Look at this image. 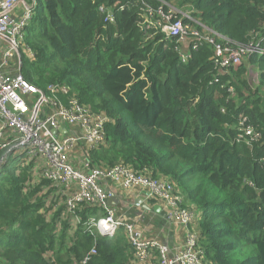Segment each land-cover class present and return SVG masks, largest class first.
Here are the masks:
<instances>
[{
	"label": "trees",
	"instance_id": "16d2710c",
	"mask_svg": "<svg viewBox=\"0 0 264 264\" xmlns=\"http://www.w3.org/2000/svg\"><path fill=\"white\" fill-rule=\"evenodd\" d=\"M164 1L190 11L216 41L247 44L264 35V0ZM160 2L35 0L21 45L33 59L20 52V71L43 92L64 86L67 93L56 94L64 104L75 98L109 117L90 161L165 176L181 206L197 213L208 264H264V54L220 70L212 45L202 42L181 61L175 38L144 21L141 8ZM101 4L113 22L104 21ZM242 118L254 132L246 140L237 137ZM11 150L0 151V264H48L47 251L55 264H78L92 247L88 264H130L121 231L102 236L79 225L70 236L63 205L46 220L37 192L47 181L25 190L27 168ZM93 212L77 213L84 221Z\"/></svg>",
	"mask_w": 264,
	"mask_h": 264
},
{
	"label": "built area",
	"instance_id": "2783aa9c",
	"mask_svg": "<svg viewBox=\"0 0 264 264\" xmlns=\"http://www.w3.org/2000/svg\"><path fill=\"white\" fill-rule=\"evenodd\" d=\"M18 1L0 0V38L5 44L0 58V151L12 147L11 158H20L21 162L27 160L31 165L33 177L29 175L25 190L42 180L49 183L50 189L42 184L39 194L49 191V202L58 198L62 201V216H70L71 227L67 228L70 236L79 225L89 234L110 235L122 231L137 259H149L155 252L154 257L159 264H208L197 244V213L181 206L180 193L165 176H154L151 169L146 167L135 170L122 161L112 167H100L90 161L88 152L105 142L104 125L110 120L109 117L103 111H93L78 103L75 98H69L64 104L56 95L67 93L64 86L49 84L43 92L22 75L19 63L13 59L19 60L24 28L35 0H31L24 12L15 17L11 11ZM160 3L155 9L147 4L141 8L143 16H146L144 21L160 27L166 37L175 38L181 61L188 56L180 45L185 39L189 40L188 50H196L202 42L211 44L212 57L220 70L239 65L250 55L264 54V35L247 44H236L227 39L216 41L204 31L210 30L198 22L190 11L180 10L164 0ZM98 10L104 15V21H114L110 7L101 4ZM149 17H154V21H149ZM23 51L26 52L25 48ZM26 54L33 57L28 49ZM245 121V118L241 119L237 133L242 140L254 136L253 128ZM38 164L40 169L36 171ZM20 165L23 166L22 163ZM109 181L125 189H144L147 198L161 203L166 218L183 229V246L169 254L167 246L158 238L144 235L132 223L120 220L115 207L105 202L108 198L106 184ZM84 207L96 208V212L82 221L77 212ZM60 227L57 223L55 231L60 232ZM95 253L92 247L78 264H88L90 256ZM52 254L51 251L44 254L48 264H55Z\"/></svg>",
	"mask_w": 264,
	"mask_h": 264
},
{
	"label": "crops",
	"instance_id": "0c3cea01",
	"mask_svg": "<svg viewBox=\"0 0 264 264\" xmlns=\"http://www.w3.org/2000/svg\"><path fill=\"white\" fill-rule=\"evenodd\" d=\"M30 3L31 0H19L12 9L11 15L15 17L20 16ZM188 43V39L182 41L180 44L181 49L188 50ZM4 48L5 44L0 38V58L2 56ZM13 61H17L18 63H20V61L16 58H14ZM6 71L8 73L10 72V70L8 69ZM106 188H108L115 195H117L120 200V203L122 205L121 210L115 208L116 216L120 218V220L132 223L144 235L158 238L162 243L167 246L169 254L175 253L178 249L183 246V229L173 224L166 218L165 212L163 210V205L161 203L158 204L154 202V200L147 198L146 190L141 189L139 187L125 189L119 185H113L110 181L107 182ZM48 192L49 191H47L46 194L42 195L39 194V191L37 192V195L41 196V198L44 200L46 220H49L52 217V214L59 208V206H62V201H60L59 198L55 200L53 199L52 202H49L47 197ZM133 200H137V202ZM139 202L142 204L140 205ZM63 212L64 210H62V213ZM67 219L68 228L71 227L70 216H67ZM153 257L154 255H152V257L149 259L140 260L137 259L132 253V257L130 258V264H155L153 261L155 260V258L153 259Z\"/></svg>",
	"mask_w": 264,
	"mask_h": 264
},
{
	"label": "water",
	"instance_id": "95a60500",
	"mask_svg": "<svg viewBox=\"0 0 264 264\" xmlns=\"http://www.w3.org/2000/svg\"><path fill=\"white\" fill-rule=\"evenodd\" d=\"M19 68L21 69V54H19ZM63 127V126H62ZM108 198L106 199V204L109 206H113L118 210H121L122 205L117 195H115L111 190L107 189Z\"/></svg>",
	"mask_w": 264,
	"mask_h": 264
},
{
	"label": "rangeland",
	"instance_id": "374dc122",
	"mask_svg": "<svg viewBox=\"0 0 264 264\" xmlns=\"http://www.w3.org/2000/svg\"><path fill=\"white\" fill-rule=\"evenodd\" d=\"M29 21V20H28ZM23 48L24 47H22V46H20V50H21V52L23 53L24 51H23ZM25 50H26V52H27V48H25ZM26 52H24L25 54H26ZM30 59H33V57L31 58L30 57ZM250 79L251 80H253L254 82L256 81L255 80V76L253 75V74H250ZM22 158L24 159L25 158V156H22ZM22 163V165L23 166H21L20 164ZM18 166H21V167H24V168H27V171H28V169H29V172H28V175H31V170H30V166L31 165H28V162H27V160H24V161H22L21 162V159L20 158H18V164H17ZM38 169H36V171H38L39 169H40V165L38 164ZM32 176V175H31ZM33 177V176H32ZM29 181V180H28ZM43 181V180H42ZM29 183H27V185H28ZM44 185V184H43ZM44 187H46L47 189L49 188V183L47 182L45 185H44ZM50 189V188H49ZM48 189V190H49ZM44 212H45V210H44Z\"/></svg>",
	"mask_w": 264,
	"mask_h": 264
}]
</instances>
